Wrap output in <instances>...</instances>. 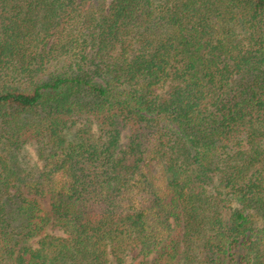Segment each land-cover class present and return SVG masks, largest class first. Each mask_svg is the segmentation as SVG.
<instances>
[{"label":"trees","instance_id":"1","mask_svg":"<svg viewBox=\"0 0 264 264\" xmlns=\"http://www.w3.org/2000/svg\"><path fill=\"white\" fill-rule=\"evenodd\" d=\"M0 264H264V0H0Z\"/></svg>","mask_w":264,"mask_h":264},{"label":"rangeland","instance_id":"2","mask_svg":"<svg viewBox=\"0 0 264 264\" xmlns=\"http://www.w3.org/2000/svg\"><path fill=\"white\" fill-rule=\"evenodd\" d=\"M18 165L22 168H32V169H38L41 167L42 161L39 160L37 157V151L33 146H28L25 149H23L18 155ZM43 206L46 209H49V200L43 199L42 200ZM233 207H237L235 203H232ZM49 232L60 235L61 231L57 227H51L49 229Z\"/></svg>","mask_w":264,"mask_h":264}]
</instances>
